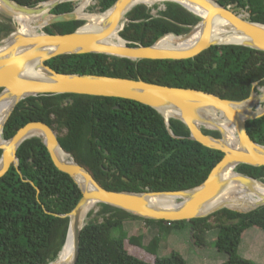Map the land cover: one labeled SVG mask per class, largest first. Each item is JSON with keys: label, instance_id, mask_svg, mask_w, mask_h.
Here are the masks:
<instances>
[{"label": "trees", "instance_id": "16d2710c", "mask_svg": "<svg viewBox=\"0 0 264 264\" xmlns=\"http://www.w3.org/2000/svg\"><path fill=\"white\" fill-rule=\"evenodd\" d=\"M17 1L32 6L44 0ZM115 1L98 0L99 10L104 12ZM218 1L225 6L237 3L249 11L252 21L264 23V0ZM164 4L162 9L157 3L134 6L127 13L129 20L120 34L132 45H150L167 32H188L200 19L178 2ZM72 9L73 2L64 1L52 12ZM153 9H157L156 14L152 13ZM83 23L84 20L75 19L49 24L43 29L53 34L68 33ZM10 31L7 24H2L0 39ZM47 63L59 72L140 77L235 100L247 98L257 81L264 86V50L239 44L213 45L194 57L182 59L133 60L88 52L60 54ZM61 98H68L70 102L61 107ZM33 120H43L56 130L64 128L59 135L63 148L72 152L110 190L191 188L206 179L224 154L190 139L188 126L177 118L170 119L176 135L173 136L156 109L128 98L79 93L29 96L18 103L9 117L4 138L12 137ZM247 130L255 141L264 144V115L247 120ZM204 132L219 136L218 130L204 129ZM17 155L19 166L11 165L0 177V264H47L57 257L67 236L69 217L61 214L68 213L77 204L82 192L74 178L55 165L39 137L25 140ZM236 170L264 181V165L242 163ZM96 205L99 206L97 215L81 230L80 252L75 264H187L177 251L158 256L154 262L144 261L126 248L121 236L113 233L127 218H141L150 224L163 223V219L145 218L107 203ZM92 212L93 209L89 210L88 217ZM212 217L217 220L211 221ZM167 223L177 227L189 225L195 243L199 244L206 239L207 232L216 228V246L228 255L221 264H254L240 255L238 248L246 229L257 227L264 231V205L245 213L222 208L204 217Z\"/></svg>", "mask_w": 264, "mask_h": 264}, {"label": "water", "instance_id": "95a60500", "mask_svg": "<svg viewBox=\"0 0 264 264\" xmlns=\"http://www.w3.org/2000/svg\"><path fill=\"white\" fill-rule=\"evenodd\" d=\"M51 1L46 15L49 16L42 25V31L22 33L14 31L0 39V100L10 97L15 100L4 127L18 103L39 94L79 93L99 96H116L133 99L156 109L165 120L169 132L176 136L171 127L170 119L177 118L189 128V138L215 149L223 151V157L215 164L206 179L199 185L179 190H110L102 186L94 175L81 163L72 152L66 151L59 141V134L53 126L43 120H33L20 127L16 133L6 139L10 149L0 145V177L9 170L11 165L19 166L17 150L27 139L37 136L46 145L55 165L70 174L79 186L82 195L77 204L61 216L69 217V225L65 242L57 257L70 241L74 247L75 264L80 252L81 230L87 221L83 222L84 214L90 203H107L122 208L128 212L145 218L163 219L171 222L183 219L204 217L206 204L220 194L228 179L225 174L232 172L231 181L251 184L253 181L264 185L263 180L243 174L236 170L239 164L246 163L255 166L264 165V144L255 141L247 130V120L264 115V104L261 111L255 114L241 113L237 103L247 100L255 92L244 99L235 100L192 87H178L146 81L142 78H129L92 73L59 72L47 63V60L60 54L100 52L108 55L140 59H182L194 57L203 50L218 44H239L264 50V23L252 21L239 10L237 3L225 6L218 0H167L175 1L200 17L186 33L175 31L161 35L153 44H130L121 34L123 43L107 40L114 27L123 19L120 30L128 21L127 13L137 4L138 0H116L114 4L101 13L110 11L100 21L99 28H86L83 24L68 33H48L43 28L46 25L80 19L75 13L74 0H44L36 5H25L17 0H0L3 9L12 17L14 14L32 15L43 9V3ZM64 1H72L73 9L69 12L54 13L52 9ZM146 4V3H145ZM124 11V12H123ZM123 12V13H122ZM214 26L220 28L217 35L234 39L226 43H218L212 36ZM120 33V32H119ZM172 33L178 41L168 48H160L158 43L167 34ZM193 37L191 42L182 44ZM254 95V94H253ZM119 107V106H117ZM254 111H257L255 108ZM222 119L234 129L235 140L224 136L220 125L212 120ZM204 129L219 131V136L208 134ZM183 137V136H181ZM8 146V147H9ZM7 147V148H8ZM61 150L63 157L58 154ZM20 171V170H19ZM77 177H81L89 186H85ZM160 193L176 194L177 202L173 205H157L152 196ZM264 205V196L251 207L239 209L232 206H219L213 212L229 208L238 212H249ZM56 257V258H57ZM56 258L54 260H56ZM54 260L49 261L51 264Z\"/></svg>", "mask_w": 264, "mask_h": 264}, {"label": "rangeland", "instance_id": "374dc122", "mask_svg": "<svg viewBox=\"0 0 264 264\" xmlns=\"http://www.w3.org/2000/svg\"><path fill=\"white\" fill-rule=\"evenodd\" d=\"M78 1H74V4L76 5ZM165 1L167 0H157L154 4L157 3L159 5L158 8L162 9L165 7ZM74 9L76 10V7ZM85 11L91 13L102 12L99 10L98 0H92L89 6L85 8ZM239 11L245 17L250 16L249 11L246 9L242 8ZM152 13L156 14L157 9H153ZM80 20L85 21V19L81 17ZM2 24H7L11 28L10 33L17 31L20 26L14 17L0 10V27ZM37 31H42V28L37 27L36 32ZM9 34L4 33L2 36L5 38ZM120 40L121 36L119 33L116 42H119ZM254 90L255 92L252 93L251 96L253 94L260 95L261 93H264V86L257 83ZM59 101L60 106L63 107L70 102V99L61 98ZM263 103L264 102H261L253 107L259 108ZM52 116H54V114H52ZM57 131L60 135L63 134L65 129L62 128V130ZM91 209H93V212L91 216L88 217V220L93 219V217L97 215L99 206L94 204ZM216 220L217 219L214 217L211 218V221ZM113 233L116 236H121L123 238L126 248L132 254L147 262H154L158 256H169L174 251L181 253L186 259L187 264H221L228 258L226 252L219 250L216 246V228L207 232L205 236L206 239L202 244L195 243L192 237L193 229L187 224L178 227L166 222L150 224L137 217L124 219L119 226L114 228ZM137 236L140 237L135 239L134 237ZM238 253L251 259L254 264H264V231L257 227L246 229L242 236Z\"/></svg>", "mask_w": 264, "mask_h": 264}, {"label": "bare ground", "instance_id": "6f19581e", "mask_svg": "<svg viewBox=\"0 0 264 264\" xmlns=\"http://www.w3.org/2000/svg\"><path fill=\"white\" fill-rule=\"evenodd\" d=\"M74 1H78V0H74ZM91 1L92 0H79L78 3L76 4L75 13L78 17L85 19L86 28H99L100 21L104 17H106L110 11H107L106 13L86 12L85 8L89 6ZM156 1L157 0H138V2L146 3L148 5H152ZM49 4H51V1L44 2L43 9L37 14H32V15H24L19 13L14 14L15 20L20 24L19 31L22 33H35L36 28L41 27V25L49 18V16L46 15ZM3 8H4L3 5L0 3V9ZM122 24H123V19L114 27V29L108 36L107 40L114 43L116 42ZM218 31L220 34V28L218 30L217 26H214V30L212 31V36H216L218 43L219 42L226 43L228 41L234 40L229 37L217 35ZM192 39L194 38L191 37L190 39L184 41L182 44L191 42ZM177 41H178V37H176L172 33H169L160 40L158 46L160 48H168L170 46H173ZM123 42L124 41L121 37V40L116 43L120 44ZM1 48L2 47H0V49ZM261 102H264V93H261L260 95L254 94L247 100L237 103L236 105L240 107L242 114H246V112L249 114H255L261 111L262 106L257 108V111H254L255 105H258ZM14 103L15 100L10 97H6L0 100V145L6 147L7 150L10 149L9 142H5L3 140V135L1 130L6 118L10 114V111ZM212 122L213 124L220 125L222 127L225 138H227L228 140L229 139L235 140V135L233 131L234 128L230 124H226L222 119H216V118H214ZM58 154L63 157V154L60 149H58ZM225 176L228 179L226 186L223 188V190L220 192L219 195L211 199L209 203L206 204V209L204 210L203 213L213 212L215 209H217V207L226 206V205L236 207L239 209L249 208L253 206L258 201V199L264 196V185H262L261 183L253 181L251 184L248 185V184L238 183L236 181L233 182L231 181L232 180L231 171H227ZM77 178L85 186H89V184L86 181H84L81 177H77ZM152 201L154 204L165 206V205L176 204L178 200L176 194L160 193L153 195ZM93 206L94 203H90L88 205V208L82 220L83 222L88 220V212ZM73 259H74V247L73 244L70 241H68L65 249L51 264H72Z\"/></svg>", "mask_w": 264, "mask_h": 264}, {"label": "flooded vegetation", "instance_id": "af4514ba", "mask_svg": "<svg viewBox=\"0 0 264 264\" xmlns=\"http://www.w3.org/2000/svg\"><path fill=\"white\" fill-rule=\"evenodd\" d=\"M56 130V129H55ZM57 131V130H56ZM58 132V131H57ZM59 134V133H58Z\"/></svg>", "mask_w": 264, "mask_h": 264}]
</instances>
